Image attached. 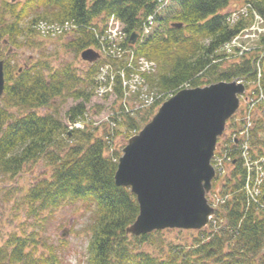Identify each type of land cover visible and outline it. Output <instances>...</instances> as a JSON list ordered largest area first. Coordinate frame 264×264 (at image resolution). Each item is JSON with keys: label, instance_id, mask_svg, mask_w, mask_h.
Masks as SVG:
<instances>
[{"label": "trees", "instance_id": "1", "mask_svg": "<svg viewBox=\"0 0 264 264\" xmlns=\"http://www.w3.org/2000/svg\"><path fill=\"white\" fill-rule=\"evenodd\" d=\"M230 1L172 0L169 15L156 20L165 24L163 29L156 28L131 47L134 54L157 64L156 74L142 77H146L148 90L163 93L162 97L150 110H133L129 101L131 97L136 100L140 91L123 101L122 73L115 76L118 87H114V95L121 105L103 123L112 124L113 128L100 131L86 120L85 109L96 87L98 61L87 64L81 76L69 65L53 69L43 57L28 61L18 72L11 57L4 55V48L39 50L45 41L37 39L32 27L38 22H72L78 28L63 43L64 48L75 55L88 49H103L109 57L106 61L126 68L127 55L118 54L127 48L132 33H140L156 0L2 1L0 60L4 61L5 85L0 98V183L7 177H16L28 165L33 168L42 163L49 167L50 176L38 179L23 196L26 215L38 219L40 212L84 204L93 214L86 264H264V114L252 113L248 127L246 114L239 121L230 120L229 135L219 155L231 168L228 175L222 174L212 184L214 188L220 185L221 199L213 221L206 229L196 231L197 236L190 243L162 246L160 242L154 254L140 250V245L156 241L158 231L139 237L125 233L138 215V205L128 188L114 183L121 151L112 147V137L120 129L138 133L156 108L184 87L243 81L252 88L258 111H262L264 49L248 51L239 55L240 59L218 54L244 28L242 22L232 27L226 23ZM239 1L249 5L264 23V0ZM110 16L123 25L127 36L118 46L115 39L92 30ZM172 23L182 27L171 28ZM259 46L264 47V37ZM125 76L129 79L130 72ZM88 87L93 91L85 93ZM67 98L83 99L64 115L67 123L82 128L67 129L58 118L56 103H64ZM41 109L49 111L40 115L37 112ZM141 112L145 116L137 117ZM234 138L238 143L232 141ZM39 245L35 231L12 234L0 245V264H60L53 249L39 252Z\"/></svg>", "mask_w": 264, "mask_h": 264}, {"label": "water", "instance_id": "2", "mask_svg": "<svg viewBox=\"0 0 264 264\" xmlns=\"http://www.w3.org/2000/svg\"><path fill=\"white\" fill-rule=\"evenodd\" d=\"M136 38L132 34L129 44ZM80 57L92 63L98 55L85 50ZM4 84L0 61V98ZM243 92L244 86L234 81L182 89L128 140L114 174L115 185L128 188L138 205L135 221L125 229L127 235L200 230L207 225L214 214L205 198L215 176L210 161Z\"/></svg>", "mask_w": 264, "mask_h": 264}, {"label": "rangeland", "instance_id": "3", "mask_svg": "<svg viewBox=\"0 0 264 264\" xmlns=\"http://www.w3.org/2000/svg\"><path fill=\"white\" fill-rule=\"evenodd\" d=\"M2 1L3 0H0V7L3 3ZM238 1L239 0H231L229 5L230 7L227 10L229 11L230 8H234L236 5L239 6L241 1ZM236 2H238V4H236ZM171 5L172 4H170L168 7L165 17L169 15L168 13L172 8ZM241 20L243 21V26L253 24V22H250L251 19ZM164 25L165 24L163 22L158 23L156 24V28L163 29ZM54 26L55 25H52V27ZM32 28L35 31L40 29L39 33L41 34L49 32L50 30L49 26L45 25L43 22H38V26H34ZM255 29L264 35V28L262 24L254 23L251 31L248 32V35H246L244 39H234L233 42L230 43L226 48L224 47L222 50L220 49L218 54L233 55L232 57H236L237 53L235 52V49L241 42L242 47L244 48H255L254 53L264 49V47L258 46L260 41L259 36H253ZM37 39L39 41H45L39 50L22 49L13 51L11 48L6 46L4 48V55L7 58L10 56L11 63L17 68H21L28 61H37L39 58L43 57L42 59L46 58V62H48L50 67L53 69L60 68V65H69L73 72L79 76H81L83 71L86 70L87 64H85L80 59V55H75L72 51H69L63 47V43H65L68 39L54 40L53 38L41 36H37ZM7 53H10V55H7ZM28 57H30L31 60H28ZM140 65H143V68L145 67L144 63H140ZM111 86L118 87L115 81L109 85V87ZM131 90L132 89L126 91V96H130ZM92 91L93 89L88 87L86 88L85 93H90ZM140 92L143 94H150V97L144 96V98L141 99L143 102L141 111L149 109L151 107L149 106V103L151 102L153 105V101L156 99L158 100V98H160V96L162 97L163 94L158 93L155 90L149 91L147 83L144 84V87L141 88ZM125 99L127 101L129 98ZM80 102H84L83 99L74 100L72 98H67L64 103L59 104V101L56 103V105L58 104V118L63 124H66L67 129L70 127H75L77 124L67 123V120L64 119L65 112ZM120 105L121 104H119L115 99L114 94L108 92V94L104 96L96 89L89 97V101L85 103L86 120L90 121V123L94 127H97L99 131L104 130V128L106 130L108 128H113L112 124L107 126L106 123H103L110 120L111 115L113 112L118 110L117 108H119ZM129 106H131L133 109L138 108L137 102L132 99V97L129 101ZM47 111L49 110L41 109L37 113L44 115ZM133 115L136 116V112H134ZM141 116H145V112H141L137 115V117ZM143 127H141V129ZM79 128H82V126L79 125ZM119 131L120 132L116 134L114 138L112 137V140L110 141L112 142V147L114 145L116 149L121 151L126 146L128 140L137 133L133 134V132H131L129 134L123 129H120ZM50 173L51 169L49 167H45L42 163L37 164L33 168L28 165L16 177H7L6 181L0 183V245H2L4 241L12 234L20 235L23 231L26 235H28L35 231L37 232V238L41 243L38 248L39 252H46V249L49 247L55 251L56 258H58L60 264H86V249L90 238V227L93 220V214L91 210H88L84 206V204L78 202L76 204H68L54 210L53 212H49L48 210L45 212H40L41 214L38 216V219H29L26 215V207L24 204H22L23 196L26 190L41 177H49ZM6 192H9L7 197H5ZM62 233L65 234L63 238L61 237ZM195 236H197V232L194 230L166 229L158 231V236L154 237L156 241H154L153 244L144 243L140 245L139 249L154 254L155 251L160 247L158 245L160 242H162L160 244L162 246L185 244L190 243L192 238Z\"/></svg>", "mask_w": 264, "mask_h": 264}, {"label": "built area", "instance_id": "4", "mask_svg": "<svg viewBox=\"0 0 264 264\" xmlns=\"http://www.w3.org/2000/svg\"><path fill=\"white\" fill-rule=\"evenodd\" d=\"M261 21H260V18L258 17V16H255V18H254V21H253V24L254 23H260ZM253 24L249 27V29H246V30H244L242 33H240L238 36H236L234 39H236V38H242V39H244L245 38V36L246 35H248V32L249 31H251V28H252V26H253ZM264 28V27H263ZM261 34H263V33H260V32H258V31H256V29H255V31H254V33H253V36L254 37H256V35H261ZM233 39V40H234ZM233 40L231 41V43L233 42ZM228 46V45H227ZM226 46V47H227ZM237 48L239 49V50H243L244 49V47H242V42L239 44V45H237ZM141 63H144L145 64V67L148 69V67H149V64H147L146 62H142L141 61ZM143 68V67H141V70L143 71V70H145L146 68ZM138 80H137V77L136 76H133V78H132V84H135L136 82H137ZM125 84V83H124ZM99 92H100V94L101 93H103L104 92V90L103 89H100L99 90ZM249 126V124H247V127ZM247 145V144H246ZM245 149V148H244ZM263 162V165H264V160L262 161ZM215 168L217 169V170H219V171H221L222 170V168H221V160L220 159H217L216 160V163H215ZM212 201L213 202H215V203H217L218 201H219V199L217 198V197H214V198H212Z\"/></svg>", "mask_w": 264, "mask_h": 264}]
</instances>
